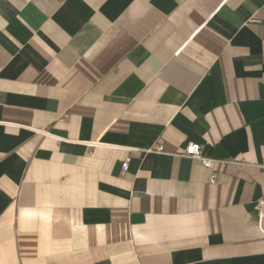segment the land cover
Segmentation results:
<instances>
[{
    "label": "crops",
    "instance_id": "obj_1",
    "mask_svg": "<svg viewBox=\"0 0 264 264\" xmlns=\"http://www.w3.org/2000/svg\"><path fill=\"white\" fill-rule=\"evenodd\" d=\"M263 165L264 0H0V264H264Z\"/></svg>",
    "mask_w": 264,
    "mask_h": 264
},
{
    "label": "built area",
    "instance_id": "obj_2",
    "mask_svg": "<svg viewBox=\"0 0 264 264\" xmlns=\"http://www.w3.org/2000/svg\"><path fill=\"white\" fill-rule=\"evenodd\" d=\"M144 152H146V153H155V154L164 153L163 152V146L160 145V144L154 146L151 149H147ZM180 156L184 157V158L196 160V161L200 162V164L206 169H211L212 164L214 162L212 159H209V158L203 156L202 152H201L200 145L194 144V143H189L188 145H186V147L184 148L183 153L180 154ZM128 161H129V158H127L123 162L122 171L126 170V168L128 166ZM262 168L264 169V165L262 166ZM209 180L210 181L214 180V175L213 174L210 176ZM255 208L258 211V214L262 217V214H264V198H262L259 201H257Z\"/></svg>",
    "mask_w": 264,
    "mask_h": 264
}]
</instances>
